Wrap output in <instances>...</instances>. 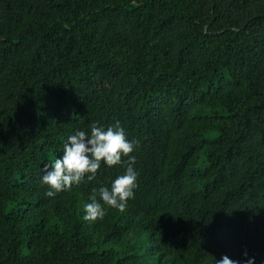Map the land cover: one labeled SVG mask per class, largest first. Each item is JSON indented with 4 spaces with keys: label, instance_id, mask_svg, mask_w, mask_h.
<instances>
[{
    "label": "trees",
    "instance_id": "1",
    "mask_svg": "<svg viewBox=\"0 0 264 264\" xmlns=\"http://www.w3.org/2000/svg\"><path fill=\"white\" fill-rule=\"evenodd\" d=\"M116 122L138 186L85 221L127 166L53 197L42 168ZM225 255L264 264V0H0V264Z\"/></svg>",
    "mask_w": 264,
    "mask_h": 264
},
{
    "label": "clouds",
    "instance_id": "2",
    "mask_svg": "<svg viewBox=\"0 0 264 264\" xmlns=\"http://www.w3.org/2000/svg\"><path fill=\"white\" fill-rule=\"evenodd\" d=\"M138 142L129 141L119 122L107 129L91 125L90 133L77 131L68 137L63 147V156L51 163L43 165L42 183L49 187L46 196L53 197L57 193L70 190L80 185L85 178L95 179L101 164L108 167L125 164L126 172L118 176L111 187L93 189L89 197L90 203L84 205L85 221L93 222L105 215V206L124 211L129 199L134 198L137 188L138 173L134 169L135 157L130 154ZM127 157V160L122 158ZM247 256V253H244ZM215 264H240L239 261L223 256ZM244 264H254V258L247 259Z\"/></svg>",
    "mask_w": 264,
    "mask_h": 264
},
{
    "label": "rangeland",
    "instance_id": "3",
    "mask_svg": "<svg viewBox=\"0 0 264 264\" xmlns=\"http://www.w3.org/2000/svg\"><path fill=\"white\" fill-rule=\"evenodd\" d=\"M125 247H128V251L131 252L130 247L133 246V252L143 253L146 252L149 247V236L147 234H142L138 239L135 238L130 241H126L124 244ZM116 247V245H115ZM123 248V247H122ZM150 260H152V257H150ZM149 260V262H150ZM154 264H156V261L154 259Z\"/></svg>",
    "mask_w": 264,
    "mask_h": 264
}]
</instances>
